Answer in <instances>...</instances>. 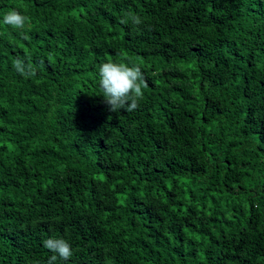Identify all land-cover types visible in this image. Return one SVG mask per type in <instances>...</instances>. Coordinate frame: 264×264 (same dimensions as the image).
<instances>
[{"label":"trees","instance_id":"trees-1","mask_svg":"<svg viewBox=\"0 0 264 264\" xmlns=\"http://www.w3.org/2000/svg\"><path fill=\"white\" fill-rule=\"evenodd\" d=\"M9 9L30 23H0V264H46L48 238L57 264H264V0ZM109 59L140 66L138 109L109 111Z\"/></svg>","mask_w":264,"mask_h":264},{"label":"clouds","instance_id":"clouds-1","mask_svg":"<svg viewBox=\"0 0 264 264\" xmlns=\"http://www.w3.org/2000/svg\"><path fill=\"white\" fill-rule=\"evenodd\" d=\"M128 22L139 26L143 20L129 9L121 19V23ZM0 23L20 31L23 39H29L24 30L30 23V17L20 11L7 10L0 19ZM12 66L14 71L24 78H32L37 75L38 67L32 63H25L24 58L20 56L13 59ZM98 85L104 102L111 112L120 110L132 112L138 109L144 98V90L148 87L140 66L123 59H109L98 65ZM42 243L45 249L53 253L48 257L46 264H57L58 259L67 261L73 255L72 245L64 238H48Z\"/></svg>","mask_w":264,"mask_h":264}]
</instances>
